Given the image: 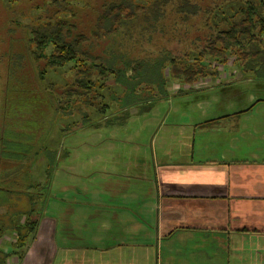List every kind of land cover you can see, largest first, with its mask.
<instances>
[{
	"label": "crops",
	"instance_id": "0c3cea01",
	"mask_svg": "<svg viewBox=\"0 0 264 264\" xmlns=\"http://www.w3.org/2000/svg\"><path fill=\"white\" fill-rule=\"evenodd\" d=\"M217 77L169 89L191 94L178 99L187 107H170L148 142L126 141L127 157L111 142L88 160L76 156L85 145L63 148L33 196L35 230L6 264H264V99L253 94L264 82ZM133 109L127 120L148 113Z\"/></svg>",
	"mask_w": 264,
	"mask_h": 264
},
{
	"label": "rangeland",
	"instance_id": "374dc122",
	"mask_svg": "<svg viewBox=\"0 0 264 264\" xmlns=\"http://www.w3.org/2000/svg\"><path fill=\"white\" fill-rule=\"evenodd\" d=\"M67 1L75 15L71 22L77 26L78 32L90 36L102 5L114 0ZM146 1L136 0L137 3H141L139 5H145ZM220 1L222 0H189L187 4L190 7L182 3L176 14L174 8H169L168 10L173 12L172 16L157 21L155 17H150L145 22L139 20L132 28L122 26L116 35L94 43L95 47L89 51V54L103 57L105 63L108 62L111 53L119 58L122 57L123 60H116V68L120 69L125 60H141L152 65L155 60L164 57L163 53L167 50L172 53H182L196 42L199 35L203 34L205 21L207 17L209 18V8L215 3L220 5ZM46 11L49 12L47 15L51 14L47 0H0V188H11L30 194L39 191H41L39 193L46 192L51 167L61 158L60 152L63 148L70 152L71 145L81 148L85 145L87 146L86 152L76 153V156L79 157L77 160H88L94 154V146L111 142L116 147L117 156H123L126 153L127 157L126 141L148 142L157 129L159 120L165 116L170 107L169 111L173 113L174 109L181 112L185 110L186 99L178 100L181 99L179 97L191 96L187 93L174 95L170 90L169 100L158 102L146 115L137 116L133 120H127L109 128L104 126L82 127L84 114H87L90 120L99 117L95 109H89L83 105L76 106L77 103L70 102L71 107L69 110L65 109V112L61 109L55 112L58 107H66V99L60 102L58 98L64 96L66 84L70 82L69 69L74 64L70 63L62 71L55 72L47 63V57L52 53L51 48H47L43 52L45 58L39 60L31 59L29 53L26 52L28 28L41 23L44 18L39 17L43 16ZM192 11L196 13L195 16L189 15ZM138 15L140 19L143 18L142 14ZM66 18L69 19L68 16ZM139 30L143 36L142 40ZM260 40L264 46V34ZM223 65L229 69V73L217 71V69H222ZM233 66H236V63L231 57L227 58L224 64L212 62L209 65L215 75L220 76L217 77L220 81L225 75L229 78H224V80L231 79L235 75L239 79L242 76L246 79L250 78L242 72H233L231 70ZM40 75H42V80L39 79ZM103 82L107 86H112L113 75H108ZM204 82L205 80L200 81L193 86L203 87ZM254 84L248 85L245 82L242 87L245 90L254 89ZM180 86L171 83L169 89H188ZM114 92L117 98L120 97L119 91L115 88ZM253 94L255 98L264 99V90L255 89ZM102 95L111 108L108 114L120 106L119 103L111 102L112 97L108 91H104ZM145 95L148 96L147 93ZM95 101L99 102V100ZM100 139L106 140L99 141ZM64 155L65 151L59 161V166L60 162L65 159ZM36 164L41 167L34 170ZM31 174H37L35 181H39L38 184L33 182V176L29 178ZM27 181H30L32 188L28 189L26 184L29 185V182L26 183ZM21 197L20 193L0 190V215L9 214L8 208H11L13 203H18V201L20 203ZM14 238V233L5 231L0 239V246L3 245L2 243L13 242Z\"/></svg>",
	"mask_w": 264,
	"mask_h": 264
},
{
	"label": "trees",
	"instance_id": "16d2710c",
	"mask_svg": "<svg viewBox=\"0 0 264 264\" xmlns=\"http://www.w3.org/2000/svg\"><path fill=\"white\" fill-rule=\"evenodd\" d=\"M188 1L147 0L145 5H139L141 3H137L136 0H114L104 3L90 36H86L78 32L77 26L71 22L75 15L67 0H47L51 14L47 15L49 12L46 11L39 17L44 18L41 23L28 28L26 52L31 59L39 60L45 58L43 52L51 48L52 53L47 57V63L55 72L62 71L70 63L74 64L69 69L70 73L66 71L70 74V82L66 84L64 96L58 98L60 102L66 99V107H58L55 112L60 109L63 112L65 109L69 110L73 102L77 103L76 106L83 105L95 109L99 117L90 120L89 116L84 114L82 127L120 125L127 120L132 108L140 114L146 113L159 100L168 97L171 83L176 82L175 85L185 86L190 90L193 84L215 75L209 67L212 62L224 64L229 57L234 58L236 66L245 76L264 82V46L260 40L264 34V0H222L219 2L220 5L212 4L203 34L199 35L196 42L188 47L186 45L187 48L182 53L165 51L164 57L155 60L152 65L141 60H125L119 69L116 68V60H121L122 57L119 58L110 52L108 62L105 63L103 57L89 54L95 47L94 43L116 35L122 26L132 28L139 20L145 22L150 17H155L157 21L172 16L173 12L168 10L169 8H174L176 14L180 10L179 5L187 4ZM138 14H142L143 18L140 19ZM195 14L192 11L189 15ZM140 39H143L142 34ZM110 74L113 75V83L112 86H107L103 81ZM39 79L42 80V75ZM114 88L119 91L120 97L117 98ZM104 91L111 94V102L120 104L110 114H108L110 105L102 95ZM55 165L56 162L52 165L51 171ZM28 182L29 185L26 186L30 189L31 183L30 181L26 183ZM0 190L20 193L25 197L20 203L18 201L19 205L15 203V207L8 208L9 214L0 215V239L5 231L15 234L13 242L3 248L0 246V264H6L11 257L18 260L21 258L35 230L37 218L33 213L36 212L34 207L37 203L33 196L39 195L40 191L30 194L11 188Z\"/></svg>",
	"mask_w": 264,
	"mask_h": 264
}]
</instances>
